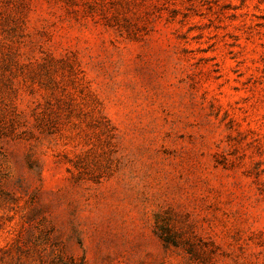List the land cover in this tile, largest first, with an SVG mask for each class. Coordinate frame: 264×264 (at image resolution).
<instances>
[{
  "label": "rangeland",
  "instance_id": "374dc122",
  "mask_svg": "<svg viewBox=\"0 0 264 264\" xmlns=\"http://www.w3.org/2000/svg\"><path fill=\"white\" fill-rule=\"evenodd\" d=\"M0 264H264V0H0Z\"/></svg>",
  "mask_w": 264,
  "mask_h": 264
},
{
  "label": "trees",
  "instance_id": "16d2710c",
  "mask_svg": "<svg viewBox=\"0 0 264 264\" xmlns=\"http://www.w3.org/2000/svg\"><path fill=\"white\" fill-rule=\"evenodd\" d=\"M156 219H157L156 220L157 226L159 229H161V232H159L158 234L164 240L166 245L180 246L183 244V241H185V240H183L182 237L175 234L174 232L168 231V227L171 226L170 219H168L162 215H158V217H156Z\"/></svg>",
  "mask_w": 264,
  "mask_h": 264
}]
</instances>
